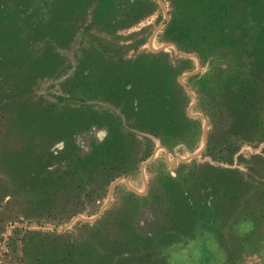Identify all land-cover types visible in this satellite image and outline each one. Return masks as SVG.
<instances>
[{"label": "rangeland", "instance_id": "obj_1", "mask_svg": "<svg viewBox=\"0 0 264 264\" xmlns=\"http://www.w3.org/2000/svg\"><path fill=\"white\" fill-rule=\"evenodd\" d=\"M160 1L0 0V264H264V0Z\"/></svg>", "mask_w": 264, "mask_h": 264}, {"label": "trees", "instance_id": "obj_2", "mask_svg": "<svg viewBox=\"0 0 264 264\" xmlns=\"http://www.w3.org/2000/svg\"><path fill=\"white\" fill-rule=\"evenodd\" d=\"M154 101H156L155 96H153L152 98H149V106H150L152 112H154L156 110V107H154Z\"/></svg>", "mask_w": 264, "mask_h": 264}, {"label": "water", "instance_id": "obj_3", "mask_svg": "<svg viewBox=\"0 0 264 264\" xmlns=\"http://www.w3.org/2000/svg\"><path fill=\"white\" fill-rule=\"evenodd\" d=\"M160 1V0H159ZM161 2V1H160ZM186 56H189V55H186ZM194 57L195 58H197V56L196 55H194ZM198 59V58H197ZM198 67H200V64H199V62H198ZM189 74H192V73H189ZM185 88L190 92V90H189V88L187 87V86H185Z\"/></svg>", "mask_w": 264, "mask_h": 264}]
</instances>
